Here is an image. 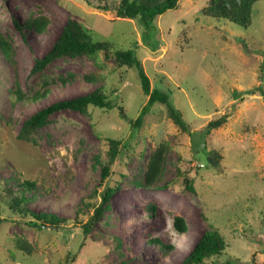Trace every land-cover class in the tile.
<instances>
[{
    "label": "rangeland",
    "instance_id": "obj_1",
    "mask_svg": "<svg viewBox=\"0 0 264 264\" xmlns=\"http://www.w3.org/2000/svg\"><path fill=\"white\" fill-rule=\"evenodd\" d=\"M118 2L0 0V33L11 43L10 59L0 53V186L12 184L14 189L15 174L36 180L26 208L68 220L64 228L40 230L31 226L29 214H0V264H65L68 255H74L70 264H178L208 228L207 221L228 243L217 264H264V0L253 5L247 28L204 16L207 0H180L175 9L144 22L118 17ZM39 15L49 20L42 33L26 27L20 31L15 25V20L22 25ZM69 18L83 23L95 39L132 49L152 87L168 93L192 135L181 132L164 105L155 103L140 128L134 129L115 109L91 107L88 114L66 109L33 133L35 143L17 139L22 122L34 112L103 83L131 119L147 104L136 69L119 72L114 59H105L103 52L59 58L42 72L31 73L34 58L50 49ZM16 84L25 94L23 100L16 99ZM45 89L46 97L32 99ZM224 114L226 121L204 135L208 149L222 156L218 171L210 169L200 132ZM109 137L129 147L104 182L113 185L118 180L119 188L110 210L80 248L84 238L75 224L85 222L91 212L81 206V199L104 187L99 186L101 169L94 156L105 162ZM161 140L171 147L160 176L147 188L142 181L148 156ZM187 168L196 192L183 183L179 170ZM7 199L0 188L1 208ZM150 205L155 207L153 215ZM176 215L186 220V233L174 228ZM17 237L32 243V257L15 253ZM153 237L174 249L163 255L148 241ZM115 238L121 241L119 248Z\"/></svg>",
    "mask_w": 264,
    "mask_h": 264
},
{
    "label": "trees",
    "instance_id": "obj_2",
    "mask_svg": "<svg viewBox=\"0 0 264 264\" xmlns=\"http://www.w3.org/2000/svg\"><path fill=\"white\" fill-rule=\"evenodd\" d=\"M180 0H119L116 9V15L120 18H126L144 22L150 19L151 15H161L169 9L178 7ZM260 0H207L201 12L206 17L215 19H224L242 28H247L252 22L253 5ZM15 25L22 31L23 27L33 29L38 33H42L49 20L46 16L39 15L37 17H29L23 24L14 21ZM11 43L0 33V53L2 57L7 60L11 57ZM99 52H103L105 59L113 58L119 72H127L130 68H135L141 90L145 96H148L147 104L144 106L137 118L131 119L128 117L125 108L122 104L113 101L110 94L106 92L104 83L98 85L94 90L89 93L81 94L78 96L54 101L38 111L34 112L31 116L26 118L20 127L17 134V139L35 143L33 133L38 129L46 126L50 117L62 110H73L82 114H88L89 108L95 107L98 109L109 111L115 109L118 111L121 118L128 121L131 126L136 129L140 128L143 117L150 106L155 103L164 105L167 117L178 127L181 132L192 135L190 125L184 120L183 114L178 110L172 102L168 93L160 86L151 85V80L144 71L143 65L137 58L132 49H123L121 47L114 48L109 42L95 39L90 29L78 20L73 18L67 19L62 27L60 33L52 43L50 49L41 57H35L31 68V73L42 72L51 62L56 59L70 57L76 58L79 56H94ZM121 69V71H120ZM123 77V75H121ZM120 76V77H121ZM66 81L65 79H62ZM98 80H96V83ZM255 90V89H254ZM254 90H251L253 92ZM15 94L17 100H23L25 94L21 91L18 84H16ZM49 90L45 89L42 92H37L32 99L37 100L47 96ZM114 93V91H113ZM113 96V95H112ZM227 116L221 115L217 119L210 120L204 130H201V137L204 141V149L206 160L210 164V169L220 171V160L222 156L214 149H208V143L204 135H208L212 129L221 126L226 121ZM170 143L167 140H161L150 151L148 161L143 175L142 185L150 188L160 176L166 154L170 150ZM128 145L123 144L120 138L109 137L106 139L105 145V162L101 161L99 155L94 156V164L99 165L101 169V179L99 186L104 185V182L109 179L112 174V166L115 160L120 157L126 150ZM189 162V161H188ZM189 165V163H188ZM203 167V164H198V169ZM180 169V168H179ZM179 172L183 176V183L185 187L192 192H196L193 186V180L188 176V168ZM21 175L15 174L13 184L15 190L11 185L0 186L2 196L8 197L4 202L5 206L0 207V214L10 210L17 211L18 214L31 216V226L40 230L50 228H64L68 220L53 212H33L26 208L25 203L29 200L28 193H31L32 198L37 189L36 180L21 178ZM120 182L117 180L113 185H104L101 190L98 187L87 196L81 199V206H84L91 211L87 216L85 222L75 224L83 234V241L80 243V248L84 246V240L89 237L93 226L103 217L106 211L110 210V199L114 192L119 188ZM150 214L155 213V207L150 205L148 207ZM0 215V217H1ZM205 221L207 218L203 215ZM2 218H0L1 221ZM208 228L195 240L190 250L180 260L178 264H217V260L226 253L228 243L223 234L213 224L207 221ZM173 226L179 233H186L188 225L184 217L176 215L173 219ZM118 248L121 241L115 238ZM150 243L157 245L163 255L169 254L174 246L172 244L163 243L158 237H153L148 240ZM14 250L21 258L32 257L34 255V247L32 243L22 238H15ZM74 259V255H68L66 263L70 264ZM225 264V263H221ZM230 264V262H226Z\"/></svg>",
    "mask_w": 264,
    "mask_h": 264
}]
</instances>
